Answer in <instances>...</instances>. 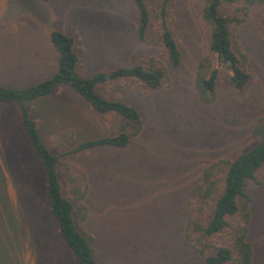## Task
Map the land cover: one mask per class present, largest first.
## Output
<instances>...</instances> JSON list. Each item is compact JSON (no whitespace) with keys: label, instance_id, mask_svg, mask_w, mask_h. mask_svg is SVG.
<instances>
[{"label":"rangeland","instance_id":"obj_1","mask_svg":"<svg viewBox=\"0 0 264 264\" xmlns=\"http://www.w3.org/2000/svg\"><path fill=\"white\" fill-rule=\"evenodd\" d=\"M161 2L146 0L149 25L140 41L132 0H0L2 86L23 89L53 74L52 31L75 39L81 77L150 58L161 60L167 70V84L146 95L120 81L96 88L105 99L138 110L141 130L127 147L62 157L86 174V196L74 203L86 207V216H75V221L80 233L94 238L98 264H203L184 240L188 193L207 165L234 159L255 144L251 132L264 115V5L236 0L220 7L225 17L239 21L233 24L234 39L247 55L251 79L237 92L220 68L216 100L203 105L194 79L199 61L210 55V28L201 16L204 0H171L181 53L176 69L160 52ZM28 107L54 154L84 139L116 134L126 123L115 114L94 113L68 87ZM59 174L67 196V183ZM245 189L251 198L253 264H264V190L252 182ZM25 238L32 242L28 245ZM0 264H75L49 213L41 164L22 132L18 108L2 104Z\"/></svg>","mask_w":264,"mask_h":264},{"label":"trees","instance_id":"obj_2","mask_svg":"<svg viewBox=\"0 0 264 264\" xmlns=\"http://www.w3.org/2000/svg\"><path fill=\"white\" fill-rule=\"evenodd\" d=\"M47 2L48 0H40ZM236 0H204L202 20L210 28V55L201 59L196 68L194 91L203 105L215 102L220 68L229 74V84L242 91L251 79L247 55L234 39V26L238 19L225 17L220 7ZM250 5H264V0H245ZM137 12L136 35L145 39L149 25L146 0H132ZM171 0H162L158 12V33L161 56L176 69L181 63L179 43L172 28ZM50 43L56 52L53 74L23 89L0 85V104L18 108L21 129L32 153L41 164L45 181L49 213L58 228V237L69 250L75 264H98L94 251V238L79 232L75 216L85 219L86 207L75 205L87 193L84 170L76 164L66 163L62 157L88 153L99 148L123 149L141 130V117L135 107L119 100H107L96 88L108 82H125L132 92L146 95L163 88L168 82L164 63L150 58L131 66H119L98 71L91 77L76 73L79 57L74 49L75 39L60 31H52ZM215 61H214V59ZM216 63V65L214 64ZM68 87L99 115L115 114L126 123L113 135L84 139L62 154L52 153L42 141L39 126L31 116L29 102L44 100L58 89ZM255 144L234 159H220L207 165L191 187L186 203L184 240L203 264H253L254 249L250 241L253 223L251 198L246 192L247 182L264 190V115L256 121L252 132ZM68 186L64 195L60 174ZM31 239L25 238L28 245Z\"/></svg>","mask_w":264,"mask_h":264}]
</instances>
